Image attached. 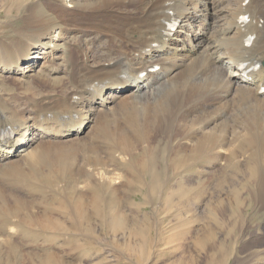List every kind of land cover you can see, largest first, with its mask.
Returning a JSON list of instances; mask_svg holds the SVG:
<instances>
[{
    "label": "bare ground",
    "instance_id": "1",
    "mask_svg": "<svg viewBox=\"0 0 264 264\" xmlns=\"http://www.w3.org/2000/svg\"><path fill=\"white\" fill-rule=\"evenodd\" d=\"M17 4L7 21L25 10V25L0 37V84L8 75L21 90L40 89L0 86V243L12 246L0 248V264L17 259L22 241L32 264H74L61 251L72 238H95L104 224L122 230L117 202L136 198L118 194L132 178L151 189L142 203H170L173 183L158 169L165 153L176 191H197V205L211 180L221 206L236 197L234 216L251 203L264 210V0ZM33 198L37 208L24 209ZM257 240L260 256L264 233Z\"/></svg>",
    "mask_w": 264,
    "mask_h": 264
},
{
    "label": "rangeland",
    "instance_id": "2",
    "mask_svg": "<svg viewBox=\"0 0 264 264\" xmlns=\"http://www.w3.org/2000/svg\"><path fill=\"white\" fill-rule=\"evenodd\" d=\"M17 5V0H0V37L6 36L4 38L6 40L13 38L16 29H22L25 25L22 24L25 23V17L22 16L24 14L27 15L25 10L23 11L24 14L18 15L21 19L18 18V20L16 18L18 16H13V22L7 21L12 18L8 15L9 7L13 6L16 8ZM11 12L17 13V10ZM6 76L4 78L5 81L0 86L8 92H31L40 89L36 83H31L26 86L27 90H21L19 85L14 84L13 80L8 75ZM26 80L28 82V79ZM176 89L178 90L179 87H172L168 89L167 93L175 94L177 92ZM165 94L163 92L162 95L165 96ZM117 120L126 121L127 119L123 118L122 120L121 118H117ZM104 123L110 128L113 126L114 118L108 117ZM145 131L150 134L152 133L151 128H147ZM125 135L130 140L133 139L131 132H125ZM168 150L170 151L171 148ZM136 152V160L140 164L139 162H143L144 159L142 144ZM160 153L159 151L157 152L156 158ZM165 154L168 156L167 153ZM165 154H163V159L160 157L162 163L158 169L164 178L173 183L167 190L168 194L173 195L170 203L165 202L164 199L142 203V195L152 196L151 189L138 188L132 178V184L126 183L118 194L122 198H136V201L127 202L123 200L117 202V204L120 203L118 208L126 215V222L122 230L113 232L104 224L97 229L95 238H72L70 244H64L65 248L62 249L60 248V242L55 240L53 247L57 250L61 249L62 252L64 251L63 253H70L74 264H264V252L260 253V256L256 252L259 248L257 238L264 233V210H256V207L251 203L242 212L243 216L241 214L239 218L236 215L234 216L229 208H231L230 205H235L236 197L234 194H231L227 197L228 202L226 198L223 199L224 206H221L216 202L217 196L212 187L214 183L211 180L207 182L205 192L200 197L202 201L200 202L199 200V205H197L198 200L195 198V201L191 200L193 194L197 193L195 191L197 189H191L195 191L193 193H186L185 189H181L185 193L183 195H186L184 198H181L183 197L182 191H176L178 187L175 185L180 176L178 173L173 172L172 169L170 170L168 163L165 161L166 159H164ZM171 161L169 160V163ZM192 184L196 186L194 181ZM1 192L2 195H7L6 192ZM178 192H181L179 193L181 196L178 195ZM231 197L234 199H231ZM182 199L184 202H182ZM40 201L33 198L24 209H36ZM230 201L232 202L229 203ZM102 202L104 203L101 204L100 202L101 208L103 207L108 210L110 203L107 204L108 201L105 202V199ZM181 207H186V210L189 207V213ZM190 209L192 210L190 211ZM181 213H184L183 216ZM181 220L185 222L188 220L187 223L190 224L186 225L187 223ZM71 224H78L74 216H72ZM245 224L248 225V229L244 233H241V228ZM141 232L144 234L143 237ZM145 235L147 237L146 242L144 240ZM208 235L213 239L211 240ZM207 241L210 244L206 243ZM4 245H7L9 250L12 247L5 241V243H0V248ZM33 250L30 244L22 241L17 248V259L11 257L10 260H3L1 264H32L34 262L31 255ZM67 250L68 252H66Z\"/></svg>",
    "mask_w": 264,
    "mask_h": 264
}]
</instances>
